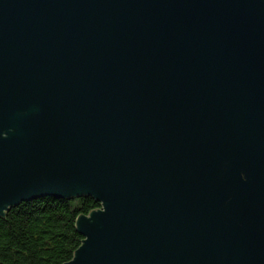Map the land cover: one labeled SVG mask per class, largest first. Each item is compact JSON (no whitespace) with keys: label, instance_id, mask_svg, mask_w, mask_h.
Returning a JSON list of instances; mask_svg holds the SVG:
<instances>
[{"label":"water","instance_id":"95a60500","mask_svg":"<svg viewBox=\"0 0 264 264\" xmlns=\"http://www.w3.org/2000/svg\"><path fill=\"white\" fill-rule=\"evenodd\" d=\"M91 195L64 264H264V0H0V214Z\"/></svg>","mask_w":264,"mask_h":264},{"label":"trees","instance_id":"16d2710c","mask_svg":"<svg viewBox=\"0 0 264 264\" xmlns=\"http://www.w3.org/2000/svg\"><path fill=\"white\" fill-rule=\"evenodd\" d=\"M101 203L91 195H43L0 214V264H64L84 236L76 222Z\"/></svg>","mask_w":264,"mask_h":264}]
</instances>
